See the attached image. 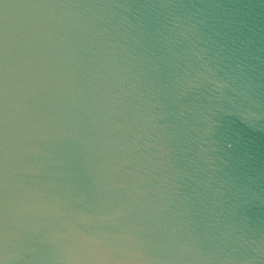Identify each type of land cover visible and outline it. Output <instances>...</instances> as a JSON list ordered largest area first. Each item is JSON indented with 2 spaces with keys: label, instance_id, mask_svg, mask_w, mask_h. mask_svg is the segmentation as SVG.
Here are the masks:
<instances>
[{
  "label": "water",
  "instance_id": "water-1",
  "mask_svg": "<svg viewBox=\"0 0 264 264\" xmlns=\"http://www.w3.org/2000/svg\"><path fill=\"white\" fill-rule=\"evenodd\" d=\"M0 264H264V0H0Z\"/></svg>",
  "mask_w": 264,
  "mask_h": 264
}]
</instances>
